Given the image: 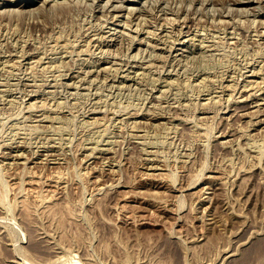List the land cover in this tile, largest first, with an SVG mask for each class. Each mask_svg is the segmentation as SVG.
Here are the masks:
<instances>
[{"label": "rangeland", "instance_id": "obj_1", "mask_svg": "<svg viewBox=\"0 0 264 264\" xmlns=\"http://www.w3.org/2000/svg\"><path fill=\"white\" fill-rule=\"evenodd\" d=\"M40 1L0 0V264H264V0Z\"/></svg>", "mask_w": 264, "mask_h": 264}, {"label": "bare ground", "instance_id": "obj_2", "mask_svg": "<svg viewBox=\"0 0 264 264\" xmlns=\"http://www.w3.org/2000/svg\"><path fill=\"white\" fill-rule=\"evenodd\" d=\"M37 1H39V0H34V2H33V3L31 2V3L34 4V3H36ZM50 1H51V0H50ZM50 1H49V0H41V1H40V4L42 3L41 6H45V7H46ZM53 1H54V0H53ZM53 1H52V2H53ZM55 1H56V0H55ZM55 1H54V2H55ZM64 1H66V0H64ZM64 1H63V2H64ZM74 1H75V0H74ZM76 1H77V0H76ZM76 1H75V3H76ZM109 1H110V0H106V1H103V2H104L105 5H107ZM121 1H122V0H121ZM121 1H120V3H121ZM141 1L146 2V0H139V3H140V4H141ZM150 1H151V0H150ZM155 1L160 3L159 6H161V4H163L164 2H166L165 4H169V3H167V2H168L167 0H155ZM174 1H175V0H174ZM174 1H173V2H174ZM176 1H177V0H176ZM178 1H179V0H178ZM180 1H181V0H180ZM180 1H179V2H180ZM184 1H185V0H184ZM206 1H207V0H205V3H206ZM212 1H213V0H212ZM217 1H218V0H217ZM223 1H224V0H223ZM245 1H246V0H245ZM247 1H248V0H247ZM256 1H257V0H256ZM29 2H30V1H29ZM54 2L51 3V4H53L52 7H55V6H54ZM58 2H59V1H58ZM66 2H67V1H66ZM80 2H81V1H80ZM97 2H98V1H97ZM97 2H96V3H97ZM114 2H115V1H114ZM117 2H118V1H117ZM144 2H142V3H144ZM148 2H149V1H148ZM151 2H152V1H151ZM170 2H171V0H170ZM181 2H182V1H181ZM188 2H189V0H188ZM201 2L203 3L202 0H201ZM215 2H216V1H215ZM232 2H233V0H232ZM234 2H235L236 4H239V5H243V4H244L245 7H246V5H249V4H250V3H245V2L243 3L241 0H234ZM2 3H3V2H2ZM56 3H57V1H56ZM60 3H62L61 0H60ZM68 3H69V2H68ZM75 3H74V4H75ZM91 3H92V2H91ZM118 3H119V2H118ZM118 3H115V5L118 4ZM189 3H192V2L190 1ZM194 3H195V2H194ZM211 3H212V2H211ZM221 3H223V2H221ZM226 3H227V2H226ZM228 3H229V2H228ZM36 4H37V3H36ZM63 4H64V3H63ZM63 4H61V5H63ZM69 4H71V3H69ZM76 4H77V3H76ZM76 4H75V5H76ZM94 4H95V3H94ZM101 4H102V2H101ZM129 4H130V3H129ZM165 4H163V5H165ZM175 4H177V2H176ZM178 4H180V3H178ZM207 4H208V2H207ZM256 4H257V3H256ZM262 4L264 5V3H261V5H262ZM2 5H3V4H2ZM18 5H20V4H18ZM30 5H31V4H27L26 6L21 7V12H22V10H24L25 12H26V11H30V9H25V8H27V7H30V8H32V9H33V7H36V6H34V5H33V7H31ZM37 5H39V2H38ZM55 5H56V4H55ZM59 5H60V4H59ZM61 5H60V6H61ZM72 5H73V2H72ZM102 5H103V4H102ZM105 5H104V6H105ZM115 5H113V4L110 2L109 5H107V6H108L107 8L109 9L110 6H113V9H114V7H116ZM118 5H119V4H118ZM127 5H128V4H126V6H127ZM145 5H146V3H145ZM148 5H152V3H151V4H148ZM183 5H184V4H183ZM183 5H182V6H183ZM187 5H188V4H187ZM189 5H191V4H189ZM212 5H213V3H212ZM222 5H223V4H222ZM21 6H22V5H21ZM50 6H51V5H49V7H50ZM57 6H58V5H57ZM63 6H64V5H63ZM67 6H68V5H67ZM69 6H70V5H69ZM99 6H100V5H99ZM123 6H124V5H123ZM129 6H130V5H129ZM129 6H127V8H128ZM132 6H133V5H132ZM132 6H130V7H132ZM134 6H135V5H134ZM134 6H133V7H134ZM143 6H144V5H143ZM154 6H155V5H154ZM167 6H168V5H167ZM178 6L180 7V5H178ZM193 6H194V5H192V7H193ZM213 6H215V5H213ZM230 6H231V4H230ZM236 6H237V5H236ZM254 6H255V4H254ZM257 6H258V5H257ZM1 7H2V6H1ZM14 7H17V6H14ZM14 7H13V8H14ZM39 7H40V6H38V7H36V8H39ZM73 7H74V6H73ZM101 7H102V6H101ZM121 7H122V5H121ZM137 7H139V5H138ZM141 7H142V6H141ZM163 7H165V6H163ZM173 7H174V6H173ZM175 7H177V6H175ZM179 7H178V8H179ZM185 7H186V6H185ZM185 7H183V8H185ZM194 7H195V6H194ZM197 7H198V6H197ZM200 7H201V6H200ZM215 7H217V6H215ZM225 7H226V6H225ZM225 7H224V8H225ZM227 7H228V8H232V7H229V5H228ZM234 7H235V6H234ZM234 7H233V10H235ZM239 7H240V6H239ZM245 7H243V8H245ZM247 7H248V8H247V9H248V12H250L249 6H247ZM255 7H256V6H255ZM262 7H263V6H262ZM22 8H23V9H22ZM36 8H35V10H37ZM94 8H96V7H94ZM103 8H104V7H103ZM103 8H102V9H103ZM105 8H106V7H105ZM111 8H112V7H111ZM134 8H135V7H134ZM134 8H133V9H134ZM195 8H196V7H195ZM203 8H204V7H203ZM203 8H202V9H203ZM211 8H212V7H211ZM211 8H210V9H211ZM217 8H218V7H217ZM222 8H223V7H222ZM224 8H223V9H224ZM228 8H227V9H228ZM236 8H238V7H236ZM243 8L240 7V9H243ZM252 8H254V7H252ZM1 9H2V8H1ZM4 9H5V7H4ZM14 9H15V8H14ZM14 9H12V10H14ZM32 9H31V10H32ZM43 9L45 10L44 7H43ZM50 9H51V8H50ZM99 9H100V8H99ZM102 9H101V10H102ZM115 9H116V8H115ZM117 9H118L119 11H122V10H121L122 8H118V7H117ZM128 9H131V8H128ZM157 9H158V8H157ZM163 9H164V8H163ZM167 9H169V8H167ZM170 9H171V8H170ZM176 9H177V8H176ZM192 9H193V8H192ZM207 9H208V8H207ZM212 9H213V8H212ZM214 9L216 10V8H214ZM214 9H213L212 11H214ZM223 9H219V10H222V11H223V14H224V10H223ZM240 9H239V10H240ZM8 10H9V9H8ZM19 10H20V9H19ZM19 10H18V11L14 10V11H16L15 13H18ZM51 10H52V9H51ZM118 10H117V11H118ZM147 10H148V9H147ZM152 10H154V9H152ZM159 10H161V9H159ZM164 10H165V9H164ZM173 10H174V9H173ZM179 10H180V9H179ZM181 10H182V9H181ZM184 10H185V9H184ZM239 10H238V12H239ZM2 11H4V10H2ZM14 11H12V13H13ZM38 11H39V10H38ZM40 11H42V10H40ZM49 11H50V10H49ZM149 11H150V10H149ZM175 11H176V10H174V12H175ZM199 11H202V10H200V8H199ZM199 11H198V12H199ZM244 11H245V10H244ZM258 11H259V10H258ZM0 12H1V11H0ZM8 12L11 14L10 11H8ZM45 12H46V11H45ZM47 12H48V9H47ZM100 12H101V11H100ZM102 12H103V11H102ZM128 12H131V11H128ZM128 12H127V13H128ZM138 12H140V11L138 10ZM138 12H137V13H138ZM157 12H158V11H157ZM172 12H173V11H172ZM177 12H178V11H177ZM185 12H186V11H185ZM203 12H204V11H203ZM220 12H221V11H220ZM231 12H232V11H231ZM235 12H236V11H235ZM241 12H242V11H241ZM251 12H252V11H251ZM262 12H263V11H262ZM6 13H7V12H6ZM9 13H7V14H9ZM22 13H24V12H22ZM22 13H21V14H22ZM27 13H28V12H27ZM35 13L37 14L36 11H35ZM38 13H40V12H38ZM41 13H42V12H41ZM110 13H111V12H110ZM116 13H117V12H115V15H116ZM119 13H120V12H119ZM133 13H134V12H133ZM178 13H180V11H179ZM194 13H195V11H194ZM201 13H202V12H201ZM215 13H216V12H215ZM217 13H218V12H217ZM226 13H227V12H226ZM256 13H257V11H256ZM24 14H25V13H24ZM33 14H34V13H33ZM33 14H32V15H33ZM117 14H118V13H117ZM128 14H130V13H128ZM207 14H208V13H207ZM212 14H213V13H212ZM223 14H222V15H223ZM236 14H237V13H236ZM254 14H255V13H254ZM12 15H13V14H12ZM17 15H18V14H17ZM22 15H23V14H22ZM22 15H21V16H22ZM32 15L30 14V16H32ZM43 15H46V14H43ZM115 15H114V16H115ZM119 15H120V14H119ZM136 15H137V14H136ZM176 15H177V14H176ZM186 15H187V14H186ZM257 15H258V13H257ZM27 16H29V15H27ZM112 16H113V14H112ZM126 16H127V15H126ZM128 16H129V15H128ZM130 16H131V15H130ZM211 16H212V15H211ZM224 16H225V15H224ZM23 17H24V16H23ZM109 17H110V16H109ZM123 17H124V16H123ZM18 18H19V17H18ZM130 18H131V17H130ZM136 18H137V16H136ZM136 18H135V19H136ZM138 18H139V16H138ZM141 18H142V17H141ZM186 18H188V17H186ZM128 19H129V18H128ZM128 19H125V21H126V20H127V21L130 20V19H129V20H128ZM131 19H132V18H131ZM139 19H140V18H139ZM144 19H145V18H144ZM189 19H190V18H189ZM137 20H138V19H136V21H137ZM185 20H186V19H185ZM261 20H263V19H261ZM131 21H133V20H131ZM171 21H172V20H171ZM173 21H174V19H173ZM199 21H200V20H199ZM258 21H260V20H258ZM263 21H264V20H263ZM263 21H262V22H263ZM113 22H114V20H113ZM137 22H138V21H137ZM137 22H136V23H137ZM140 22H141V21L139 20V23H140ZM181 22H182V21H181ZM123 23H126V22H123ZM263 23H264V22H263ZM113 24H114V23H113ZM140 24H141V23H140ZM129 25H130V23H129ZM135 25H136V24H135ZM121 26H123V24H122ZM179 26H180V25H179ZM181 26H182V25H181ZM181 26H180V27H181ZM116 27H117V26H116ZM134 27H135V26H134ZM139 27H140V26H139ZM189 27H190V26H189ZM189 27H188V28H189ZM202 27H203V26H202ZM88 28H89V27H88ZM137 28H138V27H137ZM110 29H111V28H110ZM135 29H136V28H135ZM135 29H132V31H135ZM194 30H195V29H194ZM136 31H137V29H136ZM175 31H176V30H175ZM138 32H139V31H138ZM146 32H147V31H146ZM154 32H155V31H154ZM180 32H181V31H180V28H179V34H180ZM186 32H187V31H186ZM82 33H84V32H82ZM112 33H113V32H111V34H112ZM151 33H152V32H151ZM183 33H184V32H183ZM190 33H191V32H190ZM192 33H193V32H192ZM136 34H137V33H136ZM152 34H155V35H156V33H152ZM170 34H171V33H170ZM170 34H169V35H170ZM172 34H173V33H172ZM174 34H175V33H174ZM193 34H194V33H193ZM200 34H201V33H200ZM186 35H187V33H186ZM102 36H103V35H102ZM127 36H128V35H127ZM133 36H134V35H133ZM198 36H199V35H198ZM129 37H130V36H129ZM131 37H132V36H131ZM134 37H135V36H134ZM134 37H133V39L135 40ZM210 37H212V35H211ZM126 38H127V37H126ZM140 38H141V37H140ZM167 38H168V37H167ZM172 38H173V37H172ZM174 38H175V37H174ZM177 38H178V37H177ZM180 38H181V37H180ZM131 39H132V38H130V40H131ZM136 39H137V35H136ZM183 39H184V38H183ZM191 39H192V38H191ZM191 39H190V40H191ZM104 40H105V39H104ZM107 40H109V39H107ZM128 40H129V39H128ZM130 40H129V41H130ZM159 40H160V39H159ZM163 40H164V39H163ZM167 40H168V39H167ZM167 40H166V41H167ZM170 40H171V39H170ZM177 40H178V39H177ZM131 41H132V40H131ZM178 41H179V40H178ZM140 42H141V41H140ZM140 42H139V43H140ZM162 42H163V41H162ZM164 42H165V40H164ZM167 42H168V41H167ZM174 42H175V41H174ZM200 42H201V41H200ZM214 42H215V41H214ZM216 42H217V41H216ZM132 43H133V42H132ZM170 43H171V42H170ZM201 43H202V42H201ZM201 43H198V44L201 45ZM127 44H128V43H127ZM193 44H194V43H193ZM212 44H213V43H212ZM105 45H106V44H105ZM129 45H130V44H129ZM131 45H132V44H131ZM154 45H157V44H154ZM190 45H191V44H190ZM206 45H208V44H206ZM126 46H127V45H126ZM166 46H167V45H166ZM204 46H205V45H204ZM208 46H209V45H208ZM168 47H169V46H168ZM187 47H188V46H187ZM195 47H196V46H195ZM195 47H194V48H195ZM200 47H201V46H200ZM202 47H203V46H202ZM209 47H210V46H209ZM129 48H130V47H129ZM135 48H136V47H135ZM190 48H191V47H190ZM204 48H205V47H204ZM165 49H166V48H165ZM170 49H171V46H170ZM170 49H168V50H170ZM198 49H199V48H198ZM206 49H207V48H206ZM106 51H107V50H106ZM191 51H193V50H191ZM207 51H208V50H207ZM203 52H204V51H203ZM205 52H206V50H205ZM136 53H137V52H136ZM136 53H135V54H136ZM196 53H197V52H196ZM102 54H103V53H102ZM199 54H200V53H199ZM201 54H202V53H201ZM201 54H200V55H201ZM205 54H206V53H205ZM121 55H122V54H121ZM136 55H137V54H136ZM157 55H159V54H157ZM149 56H151V55H149ZM160 56H162V55L160 54ZM160 56H159V57H160ZM198 56H199V55H198ZM203 56H204V55H203ZM205 56H206V55H205ZM120 57H121V56H120ZM157 57H158V56H157ZM162 57H164V56H162ZM201 57H202V56H201ZM201 57H199V58H201ZM155 58H156V57H155ZM197 58H198V57H197ZM199 58H198V59H199ZM202 58H203V57H202ZM160 59H161V58H160ZM160 59H159V60H160ZM163 59H164V58H162V60H163ZM51 60H52V59H51ZM51 60H50V61H51ZM152 60H153V59H152ZM164 60H165V59H164ZM200 60H201V59H200ZM200 60H199V61H200ZM121 61H122V60H121ZM195 61H196V60H195ZM197 61H198V60H197ZM57 62H58V61H57ZM61 62H62V61H61ZM61 62H60V63H61ZM160 62H161V60H160ZM177 62H178V61H177ZM164 63H165V61H164ZM164 63H163V64H164ZM166 63H167V62H166ZM126 64H127V63H126ZM163 64H162V65H163ZM54 65L56 66V64H54ZM91 65H92V64H91ZM165 65H166V64H165ZM165 65H164V66H165ZM199 65H200V64H199ZM58 66H59V64H58ZM58 66H57V67H58ZM92 66H94V65H92ZM130 66H131V65H130ZM169 66H170V65H169ZM104 67L106 68V66H104ZM104 67H103V68H104ZM110 67H111V66H110ZM105 68H104V72H105ZM118 68H119V67H118ZM118 68H117V69H118ZM121 68H122V67H121ZM95 69H96V68H95ZM110 69H111V68H110ZM193 69H194V68H193ZM199 69H200V68H199ZM87 71H88V70H87ZM94 71H95V70H94ZM96 71H97V70H96ZM108 71L110 72V70H108ZM111 71H112V70H111ZM121 71H122V70H121ZM194 71H195V70H194ZM197 71H198V70H197ZM253 71H254V70H253ZM106 72H107V71H106ZM115 72H117V71L115 70ZM203 72H204V70H203ZM113 73H114V72H113ZM256 73H257V72H256ZM95 74H96V73H95ZM116 74H117V73H114V75H116ZM97 75H98V74H97ZM103 75H106V74H103ZM125 75H126V74H125ZM116 76H117V75H116ZM116 76H115V78H116ZM127 76H128V75H127ZM130 76H131V75H130ZM205 76H206V75H205ZM205 76H203L202 78H206ZM103 77H104V76H103ZM106 77H107V76H106ZM111 77H112V76H111ZM157 77H158V76H157ZM188 77H189V76H188ZM133 78H134V76H133ZM159 78H160V77H159ZM159 78H156V80L159 79ZM103 79L105 80V78H103ZM124 79H125V78H124ZM176 79H177V78H176ZM193 79H194V78H193ZM112 80H114V78H111V81H110V82H112ZM172 80H173V79H172ZM202 80H203V79H202ZM200 81H201V80H200ZM136 82H137V81H136ZM171 82H173V81H171ZM171 82H170V83H171ZM177 82H178V81H176V83H177ZM134 83H135V82H134ZM168 83H169V82H168ZM203 83H205V82L203 81ZM107 84H109V83H107ZM219 84H220V83H219ZM247 84H248V83H247ZM113 85H114V84H112L111 86H113ZM117 85H118V84H117ZM117 85H116V86H117ZM170 85H171V84H170ZM225 85H226V84H225ZM229 85H230V84H229ZM251 85H252V84H251ZM108 86H109V85H108ZM127 86H128V85H127ZM231 86H233V85L231 84ZM243 86H245V85H243ZM117 87H118V86H117ZM199 87H201V86H199ZM203 87H205V84H204ZM130 88H131V87H130ZM151 88H152V87H151ZM154 88H155V87H154ZM248 93H250V92H248ZM241 95H242V94H241ZM241 95H240V96H241ZM247 96H248V95H247ZM245 100H246V98H245ZM57 104H58V103H57ZM239 104H240V103H239ZM242 104H244V102H243ZM245 104H246V103H245ZM248 104H249V103H248ZM59 106L61 107V105H59ZM246 106H247V105H246ZM250 106H251V105H250ZM237 107H239V106H237ZM241 107H242V106H241ZM239 108H240V107H239ZM247 108H248V107H246V109H247ZM241 110H242V109H241ZM259 110H260V109H259ZM261 110H264V109H261ZM234 111H235V109H234ZM237 111H239V110H237ZM257 112H258V110H257ZM257 112H256V114H257ZM262 112H263V111H262ZM235 113H236V112H235ZM243 113H245V112H243ZM243 113H242V114H243ZM239 114H240V113H239ZM242 114H241V115H242ZM261 114H262V113H261ZM244 115H245V114H244ZM244 115H243V116H244ZM152 117H154V116H152ZM259 121H260V120H259ZM221 131H222V130H221ZM226 133H227V132H226ZM16 146H17V145H16ZM10 148H11V147H10ZM107 153H108V152H107ZM154 166H155V165H153V166H151V167H154ZM151 167H150V168H151ZM156 167H157V166H156ZM147 168H148V166H147ZM155 169H156V168H155ZM30 171H31V170H30ZM54 173H56V172H54ZM34 174H36V173H34ZM152 174H153V173H152ZM38 175H39V174H38ZM33 176H35V175L32 174V177H33ZM39 176H40V175H39ZM54 176H55V175H54ZM28 177H29V175H28ZM28 177H27V179H28ZM59 177H60V176H59ZM12 178H13V177H12ZM30 178H31V177H30ZM33 178H34V177H33ZM35 178H36V177H35ZM38 179H39V178H38ZM49 179H50V178H49ZM57 179H58V178H57ZM31 180H32V179H31ZM55 180H56V179H55ZM29 181H30V180H29ZM32 181H33V180H32ZM39 181H41V180H39ZM119 181H120V180H119ZM119 181H118L117 183H119ZM23 182H24V180H23ZM33 182H34V181H33ZM36 182H37V181H36ZM36 182H35V183H36ZM56 182H57V181H56ZM25 183H26V182H25ZM28 183H30V182H28ZM40 183H41V182H40ZM117 183H116V184H117ZM32 184H33V183H32ZM44 184H45V183H44ZM24 185H25V184H24ZM24 185H23V186H24ZM26 185H27V184H26ZM34 185L36 186V184H33V186H34ZM37 185H38V183H37ZM47 185H48V184H47ZM43 186H44V185H43ZM52 186H53V185H52ZM172 186H173V185H172ZM213 186H214V185H213ZM26 187H27V186H26ZM210 187H211V186H210ZM27 188H28V187H27ZM174 188H177V187H174ZM207 188H208V186H207ZM171 189H172V188H171ZM29 190H30V189H29ZM34 190H35V188H34ZM203 190H204V189H203ZM24 192H25V191H24ZM26 192H27V191H26ZM53 192H54V191H53ZM112 192H113V191H112ZM29 193H31V192H29ZM24 194H27V193H24ZM32 194H33V193H32ZM203 194H204V193H203ZM199 198H201V197H199ZM201 200H202V198H201ZM204 200H205V199H204ZM262 245H263V244H262ZM261 250H262V249H261ZM256 253H257V252H256ZM260 254H261V253H260ZM242 258H243V257H242ZM246 258H247V257H246ZM243 260H244V259H243ZM239 262H240V261H239ZM243 262H244V261H243ZM232 263H233V262H232ZM234 264H235V263H234Z\"/></svg>", "mask_w": 264, "mask_h": 264}]
</instances>
